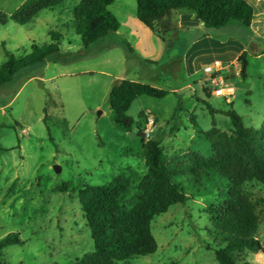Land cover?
Instances as JSON below:
<instances>
[{
	"label": "rangeland",
	"instance_id": "374dc122",
	"mask_svg": "<svg viewBox=\"0 0 264 264\" xmlns=\"http://www.w3.org/2000/svg\"><path fill=\"white\" fill-rule=\"evenodd\" d=\"M78 1H67L55 11H43L26 26L0 25V66L7 61L5 51L25 56L33 42L49 43L52 30L64 37L58 55L21 70L11 83L0 88V240L20 233L25 242L4 249L6 264H77L92 252L90 228L78 197L87 184L109 183L124 173L132 187L122 204L131 208L136 202L147 173L142 124L136 123L128 132L115 123L109 104L114 77L134 78L131 69L138 65L139 56H145L143 70L150 69L156 78L141 77L142 83L166 91L186 83L184 72L175 73L179 80L166 72L158 55L161 39L149 28L147 37L156 43L145 39L150 55L127 41L131 50L114 46V41L120 40L115 34L85 49L81 37L64 28ZM3 5L5 1L0 2V11L9 14L10 9H1ZM108 9L126 24L136 15V0H116ZM248 61L246 79L223 72L225 78L229 77L223 87L231 97L212 95L216 87L210 80L201 79L193 91L181 90L161 99L141 96L132 104L128 115L136 121L142 112L157 118L152 139L160 141L170 165L178 172L175 181L188 200L154 218L152 232L159 246L156 253L118 264H219L215 250L221 245L213 236L207 212L213 205L231 199L232 186L216 170H206L201 178H195L189 172V155L213 154L211 143L202 133L211 130L214 122L222 131L233 130L231 119L224 114L231 102L246 127L261 129L264 55L250 53ZM223 64L229 65L227 61ZM48 103L46 125L44 109ZM209 107L220 113L212 114ZM65 185L66 190L61 191ZM241 195L259 214V235L264 245V185L246 183ZM236 260L264 264V254L245 251L236 254Z\"/></svg>",
	"mask_w": 264,
	"mask_h": 264
},
{
	"label": "trees",
	"instance_id": "16d2710c",
	"mask_svg": "<svg viewBox=\"0 0 264 264\" xmlns=\"http://www.w3.org/2000/svg\"><path fill=\"white\" fill-rule=\"evenodd\" d=\"M67 1L77 0H26L12 14L0 11V25L14 23L26 26L43 11H55ZM116 0H79L73 7L72 17L64 24L81 37L83 47L89 48L97 41L116 33L120 29L117 17L108 9ZM187 10L198 17L209 30H220L231 22H239L250 27L254 19V9L247 0H136V16L159 39L166 41L175 31L173 15ZM50 42H33L25 56H16L5 51L7 61L0 66V88L11 83L21 70L43 63L61 52L63 34L50 31ZM124 45L131 50L125 41ZM240 76L248 74V54L244 52L238 59ZM170 92L142 82L127 79L114 83L109 93V104L117 125L128 132L136 123H143L146 112L139 120L128 115L132 104L141 96L164 98ZM209 94V92H207ZM233 102L226 114L232 121L233 130H220L216 123L203 132L211 143L213 154L202 156L198 152L189 155V172L199 179L206 170H216L227 179L231 186L230 200L213 205L208 210L213 236L220 242L215 250L219 264H252L238 262L236 254L249 251L264 254L260 239V217L255 207L241 195L244 184L259 182L264 185V123L261 129L246 127L243 118L234 110ZM210 108V107H209ZM49 103L44 109V122L48 125ZM212 114H218L210 108ZM50 135V128L47 126ZM52 140V139H51ZM143 140V152L147 173L139 185V195L131 208L122 204L123 197L130 191L132 181L126 174H120L109 183L85 185L78 193L83 216L90 228L94 250L77 261V264H118L135 257L147 256L158 251V242L152 232V222L156 216L166 214L177 204H185L188 195L175 181L177 170L172 168L158 139ZM53 141V140H52ZM67 186L61 188L66 190ZM20 233H12L0 240V264H6L4 249L23 246ZM177 264V263H172Z\"/></svg>",
	"mask_w": 264,
	"mask_h": 264
},
{
	"label": "crops",
	"instance_id": "0c3cea01",
	"mask_svg": "<svg viewBox=\"0 0 264 264\" xmlns=\"http://www.w3.org/2000/svg\"><path fill=\"white\" fill-rule=\"evenodd\" d=\"M1 1L6 2V5L1 6V9H10L11 12L9 14H12L26 0ZM247 2L254 9V19L250 27H242L237 23L231 22L220 30H209L204 27L196 14L190 11L181 10L174 13L173 24L175 31L168 35L166 41L161 40V45H158V55L160 61L165 63L163 67L166 72L171 73L177 80H179V77L175 73L184 72L186 83L179 87L171 86L169 88L170 93L177 94L181 90L193 91L198 87L201 79L203 81L210 80V76L205 73L204 69L212 64L213 61H221L222 63L227 61L232 66L230 73H232L233 77L236 74L240 75L241 68L238 59L244 52H247L248 59L250 53L258 57L264 55V0H247ZM138 20L137 16L133 15L126 24L120 22V29L114 33L120 37V40L114 41V46L123 45L126 47L121 42L123 40L131 45H139L146 53L145 55H148V53L150 55L151 51L146 40L149 39L150 42L152 41V43L156 44L155 40L147 37L148 28ZM123 30L125 31L123 32ZM141 33L143 34L142 36ZM138 58L140 60L138 65L136 63L131 69L134 78H127L128 76L123 75L115 76L114 82L124 79L142 82L141 77L156 78L153 77L154 74L151 75L150 69L147 72L143 70L142 61L146 62V57L139 56ZM129 72L127 70V74ZM106 73L112 75L111 73Z\"/></svg>",
	"mask_w": 264,
	"mask_h": 264
},
{
	"label": "built area",
	"instance_id": "2783aa9c",
	"mask_svg": "<svg viewBox=\"0 0 264 264\" xmlns=\"http://www.w3.org/2000/svg\"><path fill=\"white\" fill-rule=\"evenodd\" d=\"M232 70V66H224L221 61H215L213 64L208 65L205 67L204 71L207 75L210 76V81L213 86L216 88L212 92L213 95L217 97H231L232 93L228 92L224 87L223 83H225V75L223 74L224 71L230 73ZM157 128V118L151 114H146L145 118L143 119L142 123V130L141 134L146 141L152 139L153 134L156 132Z\"/></svg>",
	"mask_w": 264,
	"mask_h": 264
},
{
	"label": "water",
	"instance_id": "95a60500",
	"mask_svg": "<svg viewBox=\"0 0 264 264\" xmlns=\"http://www.w3.org/2000/svg\"><path fill=\"white\" fill-rule=\"evenodd\" d=\"M131 135L134 137L135 136V133H131Z\"/></svg>",
	"mask_w": 264,
	"mask_h": 264
}]
</instances>
